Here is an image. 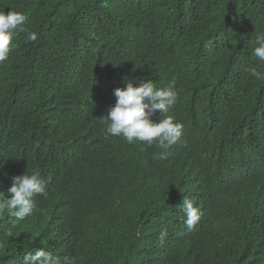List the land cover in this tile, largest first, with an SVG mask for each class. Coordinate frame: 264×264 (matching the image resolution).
Returning <instances> with one entry per match:
<instances>
[{
    "label": "trees",
    "instance_id": "1",
    "mask_svg": "<svg viewBox=\"0 0 264 264\" xmlns=\"http://www.w3.org/2000/svg\"><path fill=\"white\" fill-rule=\"evenodd\" d=\"M11 9L38 40L18 32L0 64V191L39 170L48 198L19 223L0 215V264L41 248L77 264H264V82L246 71L264 72V0H0ZM126 80L175 83L167 115L184 128L167 159L105 137ZM185 199L203 213L191 229Z\"/></svg>",
    "mask_w": 264,
    "mask_h": 264
},
{
    "label": "clouds",
    "instance_id": "2",
    "mask_svg": "<svg viewBox=\"0 0 264 264\" xmlns=\"http://www.w3.org/2000/svg\"><path fill=\"white\" fill-rule=\"evenodd\" d=\"M27 17L22 13L10 10L0 11V64L8 60L16 45L12 43L18 32L26 33V42L38 40V33L28 31L25 27ZM255 47L252 54L264 62V32L254 36ZM256 80L264 82V72L256 67L246 69ZM115 104L108 109L105 119V137H121L127 143H144L152 146L154 143L161 151L157 158L167 159L169 149L175 145L183 135V124L175 121L173 116L167 115L176 104L178 92L175 83L167 87L158 88L152 80L141 82L134 86V82L126 80L125 86L114 90ZM159 111L163 119L158 121L153 117ZM105 117V116H104ZM3 165H0L2 167ZM42 196L48 198L47 184L39 170L12 178V184L6 191H0V215L11 212L16 222L24 221L33 216L38 204L35 199ZM186 217L184 223L187 228H193L201 219V209L191 200L185 199L182 205ZM168 236L167 229L159 234V241L164 243ZM23 264H77L75 256H57L44 248L29 252L24 256Z\"/></svg>",
    "mask_w": 264,
    "mask_h": 264
}]
</instances>
